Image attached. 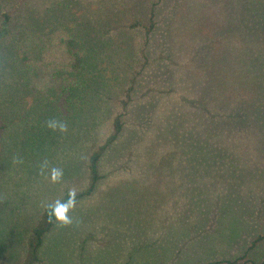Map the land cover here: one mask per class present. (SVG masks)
Wrapping results in <instances>:
<instances>
[{"label":"rangeland","instance_id":"obj_1","mask_svg":"<svg viewBox=\"0 0 264 264\" xmlns=\"http://www.w3.org/2000/svg\"><path fill=\"white\" fill-rule=\"evenodd\" d=\"M67 39L77 72L57 63ZM122 111L95 190L32 260L45 206L85 189ZM238 257L264 264V0H0V264Z\"/></svg>","mask_w":264,"mask_h":264},{"label":"trees","instance_id":"obj_2","mask_svg":"<svg viewBox=\"0 0 264 264\" xmlns=\"http://www.w3.org/2000/svg\"><path fill=\"white\" fill-rule=\"evenodd\" d=\"M155 12L152 9L150 11V20L148 22V25L146 27H143L144 34L146 37V43L149 41V36L155 29V20H154ZM139 24L135 23L134 26H137ZM63 56L61 57L64 60H60L57 62L61 67L63 71H70V72H77L81 68L82 64V55L80 53V45L79 43L74 40V39H67L65 40L63 44ZM34 65L35 63H31ZM130 92L126 93V96L129 97ZM130 98V97H129ZM124 108L128 104V101H124ZM199 110V108H196ZM124 112H120L113 123V131L112 133L106 138L103 144H101L90 156L88 159V164H87V185L85 189L81 192L76 193V201L83 198L84 196H89L93 193L95 190L99 180L101 179V174L99 171V162L101 161L102 157L108 150L109 146L112 145L119 134L122 133L123 131V117H124ZM195 126L196 124L193 123ZM185 129H188V127L184 126H178L177 131H176V137L179 136L181 139L182 133L185 131ZM180 138H174V142H180ZM165 142L168 143V140H164ZM68 198V193L65 194L61 199L59 200H67ZM53 203V202H52ZM51 203L47 204L44 208V211L41 215V219L39 223L32 229L31 234L29 236L28 240V249L32 252L31 259H34V254L35 252L41 247L43 243V238L46 233L50 231V229L54 226L55 222L50 223L49 222V209L48 205ZM259 240V239H258ZM257 241V240H256ZM255 241V242H256ZM255 242L253 244H255ZM242 257H238L235 260H225L224 263L226 264H244V263H238Z\"/></svg>","mask_w":264,"mask_h":264},{"label":"clouds","instance_id":"obj_3","mask_svg":"<svg viewBox=\"0 0 264 264\" xmlns=\"http://www.w3.org/2000/svg\"><path fill=\"white\" fill-rule=\"evenodd\" d=\"M46 126L53 131L59 130L60 132L67 131V125L63 121L50 119L46 122ZM19 162V161H14ZM47 168V162L45 161L41 165V174L44 173V170ZM63 178V171L59 168H51L49 172V179L53 183L59 182ZM76 207V191L70 189L68 192L67 200H56L50 205L49 209V222H55L60 227H68L73 224V218L69 213Z\"/></svg>","mask_w":264,"mask_h":264}]
</instances>
